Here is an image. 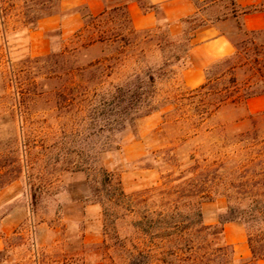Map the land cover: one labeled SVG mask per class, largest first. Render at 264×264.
Returning <instances> with one entry per match:
<instances>
[{"label": "rangeland", "instance_id": "1", "mask_svg": "<svg viewBox=\"0 0 264 264\" xmlns=\"http://www.w3.org/2000/svg\"><path fill=\"white\" fill-rule=\"evenodd\" d=\"M129 1L106 0L105 18L115 28L124 21L121 7ZM198 3L201 15L212 21L232 7L230 0ZM24 6V0H0V165L10 158L17 159L19 165L15 180L0 190V221L13 210L23 218L12 231L1 232L0 264H103V207L93 201L86 173L74 171L81 152L89 155L92 166L88 167L101 166L112 172L126 193L142 194L157 208L165 194L196 190L198 186L204 192L196 197L212 196V201L202 204L207 215L223 211L227 205L221 196L223 184L215 189L216 184L236 177L242 181L251 174L256 180L263 177L264 98L247 104L254 115L251 118L242 110L222 108L210 121L214 131L200 132L186 141L180 139L185 128L165 125V118L179 114H165L173 108L168 106L138 119L134 126L124 125L113 133L118 149L100 153L103 139L88 116L83 78L78 74L72 78L66 72L104 55L117 56L116 46L62 53L71 47V40L50 32L45 35L49 40L46 53L35 55L32 32L22 25ZM154 10L162 29L150 34L152 41L145 46L144 61L135 63L132 59L127 70L152 67L158 75V102L188 93V87L181 75L185 62L163 66V55L155 43L169 25L161 7ZM80 12L88 14L83 8ZM225 29L232 39H241L236 23ZM126 53L131 55L132 51ZM53 54L49 60H38ZM15 88L18 112L12 107ZM23 157L27 168H20ZM257 193L262 195L264 187Z\"/></svg>", "mask_w": 264, "mask_h": 264}, {"label": "trees", "instance_id": "2", "mask_svg": "<svg viewBox=\"0 0 264 264\" xmlns=\"http://www.w3.org/2000/svg\"><path fill=\"white\" fill-rule=\"evenodd\" d=\"M60 1L24 0L26 12L22 25L29 30L34 29L41 18L60 12ZM134 1L148 8L142 0ZM230 1V12L217 20L254 10L253 7L236 9L233 0ZM121 9L124 21L117 28L105 18L106 9L98 15L83 16V26L68 38L71 47L62 52L76 53L99 45L116 46L118 51L115 57L104 55L66 72L72 78L77 74L83 78L82 94L88 116L97 124L103 139L100 153L118 149L113 142V133L124 125L134 126L138 119L168 106L173 108L165 114H179L165 118V125L185 128L180 137L182 141L196 137L200 132L207 134L214 131L216 127H209L210 121L222 108L242 110L249 118L254 116L249 112L247 102L264 95V30L247 31L238 25L241 39L229 37L234 53L209 65L202 85L187 88L188 93L173 100L167 98L155 102L158 75L152 67L127 68L132 59L135 63L144 61L145 46L152 41L150 34L161 31L162 27L157 25L153 29L137 30L131 23L126 2ZM211 23L212 20L199 12L181 20L179 35L171 34L166 25L155 43L163 55V66L184 63L196 30ZM55 33L61 38L60 31ZM127 51H132V54L128 55ZM52 57L55 55L38 57V60ZM12 107L14 112L20 110L17 91ZM17 122V119L14 120L15 125ZM83 154L86 153L81 152L74 171L86 173L93 201L103 207V264H259L264 261V193H257L264 187V174L258 180L256 175L251 174L242 181H238L239 177L228 183L219 181L213 188L223 184L224 193L221 196L226 199L227 205L220 212L218 223L209 225L204 222L202 204L212 201V196L196 197L199 192H204L200 187L167 193L160 197L161 204L157 208L142 194L126 193L121 181L112 172L101 166L88 167L92 166L89 155ZM21 162L20 168H27L26 157ZM16 164L17 159L10 158L6 164L0 165V190L15 180L19 172V165ZM244 189L248 190L246 194L242 192ZM237 221L245 227L251 253L249 258L237 257L233 245L224 239V225Z\"/></svg>", "mask_w": 264, "mask_h": 264}, {"label": "crops", "instance_id": "3", "mask_svg": "<svg viewBox=\"0 0 264 264\" xmlns=\"http://www.w3.org/2000/svg\"><path fill=\"white\" fill-rule=\"evenodd\" d=\"M148 8H143L137 1L130 0L127 9L133 27L136 29H152L157 26L158 18L154 10L161 7L164 21L169 25V31L174 36L179 35L182 29L181 20L185 17L199 13V7L194 0H144ZM220 0H197V2L211 4ZM223 1V0H222ZM236 9L253 7L254 10L245 14L232 15L212 21L194 33L192 45L185 58L186 67L182 70L183 83L188 88H196L205 82V71L215 61L234 53L235 48L229 39L225 26L236 23L247 31L264 30V8L262 0H233ZM106 0H61L60 12L41 18L37 27L31 30V46L35 55L45 54L47 40L45 35L50 32L60 31L61 38L67 39L78 31L83 25L81 9H86L88 14L98 15L105 10ZM230 11L225 8L223 15ZM3 44L2 30L0 28V48ZM41 47V49H40ZM264 98V95L248 100ZM222 211V210H221ZM220 210L207 215L203 210L204 222L209 225L218 223ZM23 218L16 210L6 214L0 221L1 232L8 233L16 228ZM224 239L233 245L235 255L239 258H249L251 253L247 244L246 231L241 222H228L224 225ZM2 248L0 240V250ZM259 264H264L260 261Z\"/></svg>", "mask_w": 264, "mask_h": 264}]
</instances>
